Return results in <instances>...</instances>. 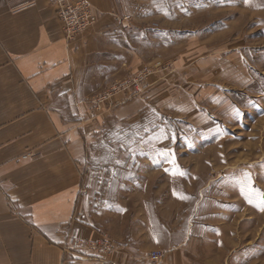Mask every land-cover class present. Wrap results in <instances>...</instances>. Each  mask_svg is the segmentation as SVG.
Here are the masks:
<instances>
[{
    "label": "crops",
    "instance_id": "1",
    "mask_svg": "<svg viewBox=\"0 0 264 264\" xmlns=\"http://www.w3.org/2000/svg\"><path fill=\"white\" fill-rule=\"evenodd\" d=\"M89 1L97 23L68 43L49 0H0V264H200L211 247L228 249L230 218L216 217L205 228L176 226L169 212L159 211L171 202L170 171L163 168L146 171L145 187L132 170L115 177L118 219L132 208L133 196L149 211L118 227L117 247L104 254L71 248L108 228L88 194L92 182L82 165L108 119L128 121L154 108L187 115L201 108L195 99L209 90L248 88L245 48L225 52L227 61L218 54L197 56L176 74L153 78L137 97L121 102L117 94L96 107L95 81L140 58L132 38L136 26L123 19L131 14L118 11L122 0ZM154 173L158 181L151 180ZM261 246L229 247L227 264H249L264 253ZM154 248L163 251L158 263L150 260Z\"/></svg>",
    "mask_w": 264,
    "mask_h": 264
},
{
    "label": "rangeland",
    "instance_id": "2",
    "mask_svg": "<svg viewBox=\"0 0 264 264\" xmlns=\"http://www.w3.org/2000/svg\"><path fill=\"white\" fill-rule=\"evenodd\" d=\"M249 2L118 1L122 3L118 11L131 14V18L123 19L136 26L132 38L139 45V63L95 81L100 88L93 99L107 96L111 101L118 94L123 96L121 102L131 100L153 78L176 74L180 65L191 63L197 56L218 54L225 60V52L243 46L245 75L249 72L251 83L244 90L234 87L203 93L195 99L201 107H196L195 113L154 108L128 121L108 119V125L88 146L82 165L92 182L88 194L108 225L98 238L105 236L116 246L118 227L129 224L131 217L149 213L139 207L138 196H133L129 200L132 208L123 221L118 219L115 177L120 172L139 174L135 179L145 187L146 171L163 168L170 171L171 202L169 208L162 204L159 211L164 216L169 212L176 226L191 223L205 228L216 217H226L230 221L225 226L233 231L224 233L228 249L253 242L264 247V0ZM137 78L145 82L143 88L127 96L126 80L134 83ZM115 82L118 92L114 93ZM152 175L151 180L158 181V174ZM228 249L211 247L206 252L209 256H202L198 262L227 264ZM158 250L163 258L160 248L151 252ZM249 264H264V253Z\"/></svg>",
    "mask_w": 264,
    "mask_h": 264
},
{
    "label": "built area",
    "instance_id": "3",
    "mask_svg": "<svg viewBox=\"0 0 264 264\" xmlns=\"http://www.w3.org/2000/svg\"><path fill=\"white\" fill-rule=\"evenodd\" d=\"M54 4L56 8V15L61 23L62 31L64 33L66 41L72 42L80 33L93 27L98 20L97 14L92 8V4L89 0H49ZM130 16L127 15L124 18L127 19ZM129 82L130 80H126ZM125 81V82H126ZM125 84V90H127L128 95L131 96L139 92L145 84L144 81L138 80L134 83ZM118 82L113 85L114 93L118 92ZM109 96V95H108ZM111 98V97H110ZM107 96L97 97L96 100L93 99L92 102L96 107H100L104 104L109 103ZM30 153H26L22 158L26 159ZM80 250H87L96 254L109 253L115 246L104 236L102 238H96L94 240L89 239H79L74 242L73 247ZM162 253L158 251H153L150 253V260L152 262L158 263L161 261Z\"/></svg>",
    "mask_w": 264,
    "mask_h": 264
},
{
    "label": "snow or ice",
    "instance_id": "4",
    "mask_svg": "<svg viewBox=\"0 0 264 264\" xmlns=\"http://www.w3.org/2000/svg\"><path fill=\"white\" fill-rule=\"evenodd\" d=\"M246 2H247V0H246ZM182 174V173H181ZM250 203H251V201H249Z\"/></svg>",
    "mask_w": 264,
    "mask_h": 264
}]
</instances>
